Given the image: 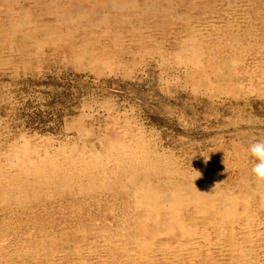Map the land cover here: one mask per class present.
<instances>
[{
  "label": "bare ground",
  "instance_id": "bare-ground-1",
  "mask_svg": "<svg viewBox=\"0 0 264 264\" xmlns=\"http://www.w3.org/2000/svg\"><path fill=\"white\" fill-rule=\"evenodd\" d=\"M184 1L188 3L187 7L194 11V16L186 15L188 8L187 10L178 8L179 0H0V73L28 71L31 63L42 64L45 50L61 49L63 52L67 51L68 55L65 57L68 56V63L75 71L90 72L97 76L109 75L122 68L123 65L121 66L118 58L133 55V49L142 53L146 51L152 58L161 55L160 39H162L163 31L166 28L182 27L179 32L170 31V35L164 34L170 43L169 47L171 45V50L166 54V58L164 56L162 58L163 61L191 72L189 77L194 79L193 93L200 90L205 92V87H210L209 81L205 80V61L212 64V73L219 74L225 71L217 66V62L224 60L231 67L227 72L234 78L233 80L245 77L248 82L244 89L251 91L257 97H264V33L260 34L259 31L254 30L255 28L250 27L247 34H241L238 30L237 33L232 32L226 36L223 30L221 33L215 30L218 28L216 26L210 27L208 32L205 30L207 29L205 0H180V2ZM252 2L249 0L248 5L245 3L242 10L257 5ZM235 4L239 5L235 0L233 4L229 2L226 6L232 8ZM222 6H225L224 2ZM226 10L227 8L223 7L224 16L229 12ZM262 18L264 19L263 16ZM235 19L230 20L235 21ZM222 27L227 28L223 24ZM244 61L250 63L246 70L242 64L246 63ZM49 65L48 67L51 68ZM14 82L16 83V79ZM39 90L43 91V89ZM217 91H221L225 96L231 93L226 88H218ZM40 99L43 98L40 97ZM17 100L19 101V98ZM3 116L9 115L7 113ZM83 117L81 111L67 123L68 129L76 130L75 144L68 142L57 144V142L54 145L50 138L29 137L27 139L23 136L19 142H9L11 144L8 148L0 151V210L16 209L27 212V209L32 206L56 205L59 207L66 203L73 207L70 208V213L75 216L86 211L77 206V203L81 201L83 206L89 209L88 220L91 223L95 217L92 216L95 211L97 215L119 221L121 225H118L115 230L93 222L94 225H90L89 228L83 227L76 233L79 241L78 246L76 244L74 246H77L76 250L74 249L75 255L79 258L85 254L90 259L94 258L95 263L93 261L90 264H204L205 218L212 219L223 227L225 225L236 227V230L230 232L229 237L228 232L223 228L219 232L222 234L220 237H228L231 240L230 246H227L228 254L241 259L244 253L257 247L254 240L264 234V180H258L251 185L250 177H247L246 172L245 174L240 172L239 181L232 183L231 186L228 181L227 186L218 174H213L214 171L206 172L205 166L198 164L187 166L184 164L185 159L177 157L171 150L158 149L160 146L157 147L153 135L150 136L141 127L136 131L132 130L126 120L122 128L110 132L102 141L98 137L99 141H97L96 133L95 135L81 126ZM24 134L26 135V132ZM58 138H56L57 141ZM159 143L162 144L160 140ZM241 170L244 171V169ZM220 173L222 174V171ZM10 248L11 246L8 249ZM41 250L40 253L44 252ZM12 251L16 254L14 250ZM9 256L11 258V255ZM78 264L88 263L82 260Z\"/></svg>",
  "mask_w": 264,
  "mask_h": 264
},
{
  "label": "rangeland",
  "instance_id": "rangeland-1",
  "mask_svg": "<svg viewBox=\"0 0 264 264\" xmlns=\"http://www.w3.org/2000/svg\"><path fill=\"white\" fill-rule=\"evenodd\" d=\"M236 1L237 3H239V5L235 4L232 8H229V6H226V4L229 2L233 4L235 0H224V1L205 0V9H206L205 10V22H206L205 27L207 28L205 30L208 31L210 30V27L213 28L216 26L218 28L216 29L214 28L215 30H218V32L220 33L223 30L222 31L223 34H226V36H229L232 32L237 33L238 30H239V33L241 34H247L250 31L249 28L252 27V28H255L254 30L259 31L258 33L263 34L264 33V19L262 18V16L264 17L263 15L264 14V8H263L264 0H251V2L253 1L257 5H252L251 8L244 9V11L242 10L243 9L242 7L245 6V3L248 5L249 0L247 1L246 0H242V1L236 0ZM213 2L214 4H212ZM223 2L225 3V6H222ZM187 4H186V1L180 2L179 0V2H177L178 8L180 9L188 8L189 11L186 9L187 10L186 12L188 14L186 13L185 14L189 17H192L194 16L195 13L194 11L190 10L191 9L190 7H187ZM223 7L227 8L226 12L227 11L229 12L232 11V12L231 13L227 12L228 14L224 16L223 11H222ZM236 7H239V8H236ZM217 8H218V11H217ZM251 10H253V12ZM213 12L214 14H216V16L213 14ZM247 13H248V18H247ZM241 15H244V16H241ZM233 16L237 18L236 19L235 17L232 18ZM212 18L214 20L217 19V21L214 22ZM230 19L231 20L235 19V21H231ZM249 19H252V20H249ZM160 20L162 22L164 21V19H160ZM220 24L221 26H219ZM222 24L224 25V27L226 26L229 29L227 28L224 29L222 27ZM235 24L238 27H236ZM239 25H244V26H239ZM181 28L180 27L172 28V29L166 28L165 29L166 31L164 30L165 33L163 31L162 39H160L161 49H162L160 52L161 55L159 54L152 58V56H150L149 53H147L146 51H143L142 53V52H137L136 50L133 49L132 51L133 55H127L120 59L118 58L121 66L123 65L122 68H120L119 70L117 69L115 72L109 75L97 76V75L91 74L90 72H83L84 73L83 74L80 71H78L80 72L78 73L77 71L72 69V65L68 63L69 62L68 56L65 57V55H68L67 51L63 52V50L61 49L45 50L44 55H43V61L41 62L43 66L42 64L37 65V64L31 63L29 65L28 71L21 70V71H16L14 73L12 72L0 73V77H1L0 78V93H1L0 94V98H1L0 107L2 106L0 108V117H1L0 118V126H1L0 127L1 128L0 129V151L6 150L9 144H11L14 141L19 142L20 138L23 136H25V138L27 139L29 137L30 138L37 137V138H42V139L50 138L54 145H56L57 142H58L57 144L61 142H68L71 144H75L77 142L76 130L68 129L67 123L73 120L78 115V113L82 111L84 117L81 119V126L90 130L93 134L96 133L97 135L95 134L96 136L95 135L94 136L97 138V139L95 138L97 141L99 140L102 141L106 135L110 134V132L115 131V130L117 131L120 128H122L126 120L128 121L127 123L130 125L132 130L136 131L138 128L141 127L145 130L147 134H150V136L153 135L152 137H154V140L157 143L156 144L157 147L158 145L160 146L158 147V149L166 148L167 150H171L172 152H174L177 157H181L182 160L185 159L184 160L185 165L190 166L192 164V166L193 165L195 166L196 164H198L200 166H205L206 172L213 173L214 171L215 173L213 174L215 175L218 174V177L220 176L219 178H221V180H223L227 186L229 184L231 186L232 183L239 181L240 176H241L240 172H243V174H245L246 172L247 177L251 178V179L249 178L250 184L254 185L258 181V179L252 173L254 157L251 156L248 149H249V146L252 143H254L256 140L264 139V97H257L256 95L252 94L251 91L244 89V87H246L247 82H248V80L245 77L235 78V80H233L234 78H232L230 73L227 72L231 69V67H229L228 62L224 60L221 62H217V66L221 67L223 71H225L227 74L225 72L224 73L222 72L223 74L219 73L220 75L217 73L216 74L212 73L211 72L212 64H210L208 61H205V80L209 81L210 87L208 88L205 87V92L200 90L196 93H193L192 88L194 85L193 84L194 79L192 77H189V74L191 72L189 70H186L185 68H178L173 63H168L166 61H163V58L166 56L167 53L170 52L169 50H171V45L169 47L170 43L168 42L167 37H165V35L167 33H168L167 35H170L171 32H174V31L179 32ZM56 58L59 60H57ZM50 63L51 64L53 63V65H51ZM242 64L245 70L247 69L248 66H250L249 62L242 63ZM48 65L51 66V68L48 67ZM150 67L151 68L153 67V68L151 69ZM34 68L35 70H33ZM49 73H51V75ZM14 78L16 79V83L14 82L15 80ZM222 78L223 79L226 78V80L224 79L225 84ZM190 79H192V81H190ZM161 84H164V85L162 86ZM6 86H7V89H6ZM95 86H98V87H95ZM8 87L10 88L12 87V89L10 90V88ZM218 88L219 89L226 88L231 93L229 96H225L224 94L221 93V91H217ZM39 89H43V91ZM5 93L6 94L9 93L8 94L9 96L7 95L8 96L7 97ZM40 97L43 99H40ZM101 97L105 100H103ZM18 98H19V101L17 100ZM5 100L6 101L8 100L7 103ZM243 100L245 101L243 102ZM237 101L239 102L237 103ZM15 102L17 104H15ZM5 105L6 106L8 105V106L6 107ZM97 106H99L100 108ZM123 108H126V109L124 110ZM165 109L169 111L166 112ZM76 110L77 112H75ZM70 112H72L73 114ZM7 113L9 116H3V115H7ZM2 116H3V119L4 117L6 119L3 120ZM13 123L14 125H12ZM14 126H15V129H14ZM7 127L9 129H7ZM5 132L7 133L9 132L11 134L8 133L7 135V133ZM25 132H26V135L24 134ZM1 136L3 137V140ZM15 136H17V138ZM73 137L76 139H74ZM98 137H99V140H98ZM56 138H58V141ZM10 140H13V141H10ZM159 140L160 142H162V144L159 143ZM177 148L179 149L178 151H177ZM241 169H244V171H242ZM221 171H222V174L220 173ZM232 178L235 180H233ZM228 181H229V184H228ZM77 206H79L80 209L81 208L85 209L86 211L83 214L72 216V214L70 213V208H73V207L68 206V204L66 203L59 205V207L56 205H48V206H40V207L32 206L31 208L27 209V212L18 211L16 209L0 210V260H1L0 264H5V263L6 264H9V263L10 264L11 263L12 264H32V263L35 264V262L36 264H57V263L58 264H67V263L78 264V262L80 263V261L82 260L87 262L88 264H90V262H93V261L95 263L94 258L92 259L91 257L90 259V257L85 256V254H83L79 258L75 255L74 251L76 250V247L78 246V241H79V238L76 235V233L79 231V229L83 227L89 228L90 225H94V223L96 225H101L102 227L104 226L112 227L111 230L117 229L118 225L120 226L121 224L119 223V221H116L113 218L106 217L104 215H97L98 213H96V211L94 212V214H92V216H95V217H93V221L91 223L88 220L89 209L83 206V203L81 201L77 203ZM108 219L113 220V221H110ZM17 225H18V228H17ZM205 227L206 228H205V263L204 264H210V263L212 264V262L213 264L214 263L223 264L224 262H225L224 264H226L227 260H228L227 264H232V263L238 264L240 262H241L240 264H252L255 261H256L255 263L257 264H264V247H263L264 246V234L259 235L258 236L259 238L257 237V239L254 240L255 243L257 244L256 245L257 247H255V249L253 250H249L246 253H244L243 257L241 258L242 260H241V259H238L235 255H230L227 253V246H230L231 244V240L230 238H228L229 234L231 231L236 230V227L232 225L231 226L225 225L223 227V225H220L218 222H215L212 219H206V218H205ZM230 227L233 229H231ZM221 228H223L225 231L228 232L227 233L228 237L226 238L220 237L222 235L219 233ZM73 231L75 234L73 233ZM112 232L114 233L115 231H112ZM40 235L41 237H39ZM24 244L26 245V247ZM75 244L77 245L76 247H74ZM10 246L11 248L8 249ZM20 246L21 247L24 246L23 249H21ZM51 247L52 249H50ZM11 249L14 250V253L18 255L16 256V254H13L12 253L13 251ZM9 250H11L12 252ZM40 250L41 252L44 251L42 252L43 254L40 253ZM50 250L51 251L53 250V251L51 252ZM86 250L87 249H85V251ZM256 251H259V252L256 253ZM7 253H8V256H7ZM9 255H11V258ZM3 257H5V259ZM251 257H254V258H251ZM210 259L213 261H209ZM197 264H203V263H197Z\"/></svg>",
  "mask_w": 264,
  "mask_h": 264
},
{
  "label": "clouds",
  "instance_id": "clouds-1",
  "mask_svg": "<svg viewBox=\"0 0 264 264\" xmlns=\"http://www.w3.org/2000/svg\"><path fill=\"white\" fill-rule=\"evenodd\" d=\"M248 150L254 157L252 173L258 180H264V139L256 140Z\"/></svg>",
  "mask_w": 264,
  "mask_h": 264
}]
</instances>
